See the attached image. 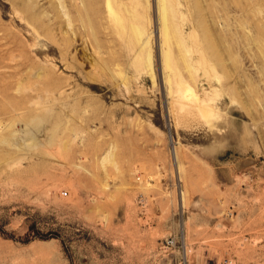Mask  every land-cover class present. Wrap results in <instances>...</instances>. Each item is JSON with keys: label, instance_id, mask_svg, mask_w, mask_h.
Listing matches in <instances>:
<instances>
[{"label": "rangeland", "instance_id": "374dc122", "mask_svg": "<svg viewBox=\"0 0 264 264\" xmlns=\"http://www.w3.org/2000/svg\"><path fill=\"white\" fill-rule=\"evenodd\" d=\"M57 1L0 0V264H264V0Z\"/></svg>", "mask_w": 264, "mask_h": 264}, {"label": "bare ground", "instance_id": "6f19581e", "mask_svg": "<svg viewBox=\"0 0 264 264\" xmlns=\"http://www.w3.org/2000/svg\"><path fill=\"white\" fill-rule=\"evenodd\" d=\"M59 1V3H58V5H60L62 8H65L64 7V2H63V0H58ZM57 1V2H58ZM17 3H18V0H15V2L14 3H11L12 4V6H14L15 7V5H17ZM105 5H106V9H107V11H108V13H109V15H110V17H112L114 20L113 21H115L114 23L116 24V25H118L117 23H116V20L118 21L119 20V14L117 13V10L115 9L116 7L114 6L115 4L113 3V1H111V0H105ZM57 8H58V6H57ZM120 22V21H119ZM120 25V24H119ZM68 26H70V19H69V17H68ZM140 35V34H139ZM148 64H149V66L151 65V57H150V55H148ZM123 80V79H122ZM125 81H126V78L124 79ZM199 107H201V105H199ZM201 108H203V107H201ZM200 108V109H201ZM204 109V108H203ZM202 110V109H201ZM40 128V127H39ZM110 159V155L108 154V155H106V157L103 159V161H108ZM102 161V162H103Z\"/></svg>", "mask_w": 264, "mask_h": 264}, {"label": "built area", "instance_id": "2783aa9c", "mask_svg": "<svg viewBox=\"0 0 264 264\" xmlns=\"http://www.w3.org/2000/svg\"><path fill=\"white\" fill-rule=\"evenodd\" d=\"M170 244H171L170 242H169V243H167V246H168V245L170 246Z\"/></svg>", "mask_w": 264, "mask_h": 264}]
</instances>
